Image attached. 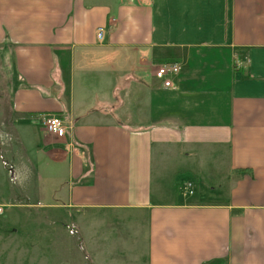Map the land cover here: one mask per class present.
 <instances>
[{"label":"crops","instance_id":"crops-1","mask_svg":"<svg viewBox=\"0 0 264 264\" xmlns=\"http://www.w3.org/2000/svg\"><path fill=\"white\" fill-rule=\"evenodd\" d=\"M0 58L1 250L22 231L21 261L35 264L36 233L39 260L63 264L65 226L88 248L91 224L125 264H264V0H0ZM166 61L180 70L163 88L152 69ZM50 112L64 137L41 126ZM8 130L62 168L33 198Z\"/></svg>","mask_w":264,"mask_h":264},{"label":"rangeland","instance_id":"rangeland-1","mask_svg":"<svg viewBox=\"0 0 264 264\" xmlns=\"http://www.w3.org/2000/svg\"><path fill=\"white\" fill-rule=\"evenodd\" d=\"M4 59V58H3ZM8 71V65L6 59L2 60L0 58V133L4 136L5 134V116L7 113V105L2 100L4 97H7V93H4V89H6L7 81H6V72ZM4 96V97H3ZM3 97V98H1ZM8 98V97H7ZM5 123V124H4ZM6 135V142L7 147L12 152V155L15 157L18 162L21 163V166L24 169V174L26 177H29V181H31L30 185V197L33 198L34 195L37 193V188L41 183H45L50 178H47L49 171H57L59 175H62V168L57 165L52 167L51 169L48 167V161L46 159H42L40 156L33 153L31 149H24L21 144L19 143V140L14 134V131H10ZM185 176V175H184ZM174 179H181L183 178V174H175ZM162 180V179H161ZM222 182V181H221ZM10 187L13 191H16L17 187L12 179L10 182ZM199 185H196V188H198ZM215 191L211 193V196L215 199H221L224 197L225 190L227 189V186L225 182L219 183L218 185L215 183L214 185ZM204 194V193H203ZM208 196V194H206ZM110 220L116 219L115 217H107ZM137 218L136 215H130L128 219ZM17 222H21L20 219H17ZM23 223V222H21ZM1 226V225H0ZM103 226L100 225H89L88 230H84L85 236L89 234L88 238H90V243L93 246H87L85 245L86 242L84 241V236L81 230L76 226L67 225L65 226L67 235L73 236V240H69L67 242H63L64 244L60 248L58 247V255H62L64 258L63 264H101L95 262V257L98 256L99 258L102 257V253L106 252V256H103V264H125L126 261V254L125 249L122 247V245L115 239V236L110 235L107 239H103V234H101V228ZM20 235L17 236L18 239L12 244L11 250H7L4 252L2 248V245H0V264H23L22 263V254H23V245L20 243L23 238L22 231L19 233ZM33 237V234L32 236ZM41 241V242H40ZM19 243L18 246L14 249V246ZM31 247V254L33 259H37L32 263L35 264H51L50 261H41L44 258L43 255L46 256V250L43 251L42 248H44V241L40 240L37 236V234H34V239L30 241ZM27 246V243H26ZM95 247V249L93 248ZM49 248V245H48ZM136 249H140L136 245ZM14 251V252H13ZM13 253V254H12ZM55 251L54 248H52L51 254L54 255ZM94 253L92 256L91 254ZM42 255V256H40ZM41 259V260H39ZM51 259V258H50ZM53 259V257H52ZM123 260V261H122ZM28 264V263H25ZM52 264H56L55 262H52ZM58 264V263H57Z\"/></svg>","mask_w":264,"mask_h":264},{"label":"built area","instance_id":"built-area-1","mask_svg":"<svg viewBox=\"0 0 264 264\" xmlns=\"http://www.w3.org/2000/svg\"><path fill=\"white\" fill-rule=\"evenodd\" d=\"M104 34V27H96V37L101 40ZM180 70V64L177 61L156 62L153 65L152 75L160 83L163 88L172 87V77ZM41 126L49 133L56 137H64L66 134L67 123L63 117L57 113H43L39 115ZM182 193L185 195L192 194L193 183L190 180L183 181L180 186ZM2 204H0V213L2 212Z\"/></svg>","mask_w":264,"mask_h":264}]
</instances>
